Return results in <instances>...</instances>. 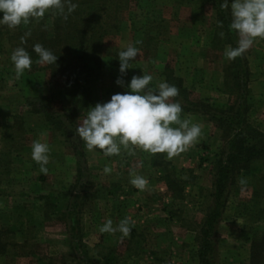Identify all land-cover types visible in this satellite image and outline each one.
<instances>
[{"label": "rangeland", "instance_id": "rangeland-1", "mask_svg": "<svg viewBox=\"0 0 264 264\" xmlns=\"http://www.w3.org/2000/svg\"><path fill=\"white\" fill-rule=\"evenodd\" d=\"M135 1L129 0L122 12L121 32L104 40L103 67L95 75L90 105L127 90L115 83L118 76L126 84L144 72L153 76L150 87L155 88L166 81L168 63L185 89L173 102L182 106L186 95L188 100L216 107L233 103L235 110L244 101L245 123L264 132V40H256L244 53L247 77L240 97L231 74L227 75L232 62L224 51L229 45L222 50L217 42L221 35L210 0H137V5ZM230 32L237 42L236 33ZM129 43L138 47L139 56L122 75L117 54ZM16 47L17 27L0 26V241L5 245L0 264H83L86 256L94 264H197L196 226L211 203V162L225 144L221 128L201 112L182 107L181 118L199 124L202 133L194 146L172 159L166 153L152 155L139 149L134 155L122 151L111 157L89 151L74 132L64 140L44 120L45 110L61 113L66 107L60 81L52 80L45 68L34 82L26 83L35 76L31 72L17 78L10 60ZM228 72H234L232 66ZM244 78L240 72L239 82ZM39 96L46 100L40 102ZM90 105L81 109L75 128ZM37 139L51 149L47 173L31 159V144ZM74 146L83 154L75 155ZM105 166L112 169L110 174L104 173ZM167 171L183 185L181 200L172 197L162 180ZM130 174L145 177L147 188H135ZM263 175L264 162H258L255 173L237 176L227 189L226 205L212 236L215 264L247 263L252 230H264ZM83 185L90 191L86 197ZM255 189L260 192L256 199ZM73 199L77 210L69 214ZM256 208L262 209L259 218L252 215ZM125 217L132 228L127 237L99 232L107 219L115 226Z\"/></svg>", "mask_w": 264, "mask_h": 264}, {"label": "trees", "instance_id": "trees-1", "mask_svg": "<svg viewBox=\"0 0 264 264\" xmlns=\"http://www.w3.org/2000/svg\"><path fill=\"white\" fill-rule=\"evenodd\" d=\"M72 2L77 7L73 13L67 16V19L58 10H49L42 19H33L27 24L17 27L18 47H25L33 60L32 67L25 71V76H29L30 72L35 73V76L31 75L26 79V83L34 82L38 71L43 68L49 72L52 80L59 79L60 81L58 86L62 90V99L65 101L66 107L61 113L55 110L52 112L45 110L42 112V116L54 130L61 132L64 140H68L75 131V123L81 109L91 103V89L95 75H98L103 67L104 40L108 36L121 32L124 22L121 15L129 4V0H72ZM176 2L178 0H175L174 3ZM210 2L214 9L216 29L220 31L219 33L224 32L223 37H219L217 42L220 43L221 49H224L226 45L235 47L236 42L232 40L229 30V12L221 10L222 0H210ZM135 4L137 5V0ZM221 23L223 27L219 26ZM149 27L152 28L151 25ZM26 32H30L31 35L26 37L27 43L21 45L20 39ZM36 43H40L58 56L56 64L40 66L36 62L38 57L32 51V46ZM231 62L232 64L227 67V75L231 74L234 90L236 92L240 90L239 96L244 97L245 93L242 94V92L243 90L245 92L247 77L244 54ZM231 66L234 72L229 73L228 68L230 69ZM165 71L169 72V75L165 72L166 81L170 85H175L179 93L184 95L185 89L180 86L181 78L173 75L168 63L165 65ZM240 72H243L245 77L241 83L239 82ZM38 99L42 102L46 100V97L39 96ZM183 101L185 103L182 104V107L186 110L194 113L201 112L204 117L214 121L216 126L221 128L222 138L225 141L224 146L214 154L211 162L213 167L211 203L202 220L197 224L198 230L195 235L197 248L194 258L197 264H215L213 260L215 244L212 236L226 205L227 189L234 185L237 176L252 175L258 169V162H264V132L250 128L245 123L244 115L247 105L244 101L235 110L233 103L226 105L225 108L216 107L202 101L188 100L186 95ZM33 111L39 112L36 108H33ZM73 149H75L73 151L75 155L83 154V150H77L76 146ZM158 165L160 163L153 162V166ZM78 172L80 173V171ZM162 180L174 199L181 200L183 198V185L171 171H167L162 176ZM260 183L264 184V175L260 177ZM82 187L83 197H86L90 191L86 189V186ZM258 190H254L253 198L259 196ZM74 197L76 199L79 196ZM75 199L67 207L69 214L72 209L77 210L78 203L75 202ZM81 199L82 196L79 198V203H81ZM252 212L253 216L259 218L262 209L256 208ZM75 221L72 219V223ZM4 248L5 245L0 241L1 254L5 252ZM84 254L87 255L86 252ZM39 259L41 260V258ZM83 264L94 263L86 256ZM246 264H264V230H252Z\"/></svg>", "mask_w": 264, "mask_h": 264}, {"label": "clouds", "instance_id": "clouds-1", "mask_svg": "<svg viewBox=\"0 0 264 264\" xmlns=\"http://www.w3.org/2000/svg\"><path fill=\"white\" fill-rule=\"evenodd\" d=\"M76 7L72 0H0V26L15 29L30 20L42 19L49 10H58L67 19ZM220 8L230 13L229 30L238 36L235 47L225 48L224 55L228 60L242 56L256 40H264V0H222ZM219 26L223 27V24ZM30 35L26 32L20 44L25 45L26 37ZM220 35L223 37V32ZM32 51L39 64L57 62L58 56L40 43L34 44ZM138 56L139 49L134 43L122 48L117 54L119 73L126 74ZM10 60L17 78L33 64L30 53L23 46L12 51ZM152 81L153 76L144 72L133 75L126 84L122 76H118L115 83L127 90L111 95L106 102L90 105L83 118L78 119L74 136L83 141L89 151L100 150L105 157L119 156L122 151L134 155L139 149L152 155L166 153L167 158L172 159L187 151L198 142L201 126L181 118V104L172 101L179 95L175 85L163 81L153 88L150 87ZM50 151L49 145L39 139L31 144V159L40 165L42 173L48 172ZM103 171L110 174L112 169L105 166ZM129 182L141 191L148 186V180L139 174H130ZM131 231L127 217L115 226L107 219L99 227L102 234L120 232L124 237Z\"/></svg>", "mask_w": 264, "mask_h": 264}, {"label": "crops", "instance_id": "crops-1", "mask_svg": "<svg viewBox=\"0 0 264 264\" xmlns=\"http://www.w3.org/2000/svg\"><path fill=\"white\" fill-rule=\"evenodd\" d=\"M222 50H224V49H222ZM222 50H221V52H222ZM252 55H253V58H256L257 57V55L255 54V52L252 53ZM258 55H259V52H258ZM255 62H256V65H257L258 60L254 59V63Z\"/></svg>", "mask_w": 264, "mask_h": 264}]
</instances>
